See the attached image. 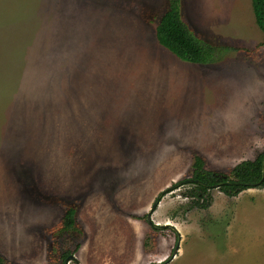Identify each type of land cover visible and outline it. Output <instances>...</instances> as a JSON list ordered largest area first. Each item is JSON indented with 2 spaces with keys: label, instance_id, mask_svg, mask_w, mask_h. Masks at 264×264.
Masks as SVG:
<instances>
[{
  "label": "rangeland",
  "instance_id": "374dc122",
  "mask_svg": "<svg viewBox=\"0 0 264 264\" xmlns=\"http://www.w3.org/2000/svg\"><path fill=\"white\" fill-rule=\"evenodd\" d=\"M167 8L0 0V256L9 264L163 263L178 236L147 215L176 185L151 216L181 236L167 264H264V185L233 197L213 186L207 210L186 197L196 156L229 174L264 152V34L252 0H181L183 21L213 48L205 65L158 43ZM68 206L81 235L59 230Z\"/></svg>",
  "mask_w": 264,
  "mask_h": 264
},
{
  "label": "trees",
  "instance_id": "16d2710c",
  "mask_svg": "<svg viewBox=\"0 0 264 264\" xmlns=\"http://www.w3.org/2000/svg\"><path fill=\"white\" fill-rule=\"evenodd\" d=\"M252 7L255 22L264 34V0H252ZM155 37L162 47L182 61L205 65L213 60V48L208 43H204L203 40L194 36L183 21L181 0H168V8L155 27ZM263 160L264 152L255 160L244 161L233 168L229 174H224L205 169L203 159L196 156L193 164V182L186 190V197L192 199L193 207L207 210L213 202L209 189L227 181L235 182L236 184H224L220 186V189L228 196H237L244 190L251 188L248 184H255L261 180ZM196 181H199L200 184ZM261 185H264V183ZM59 230L69 233L78 230L75 207H67ZM77 233L82 234L80 230ZM0 264L9 263L0 256Z\"/></svg>",
  "mask_w": 264,
  "mask_h": 264
},
{
  "label": "water",
  "instance_id": "95a60500",
  "mask_svg": "<svg viewBox=\"0 0 264 264\" xmlns=\"http://www.w3.org/2000/svg\"><path fill=\"white\" fill-rule=\"evenodd\" d=\"M262 166H263V171H262V178H261V180H260L258 183H255V184H248V185H251V186L255 187V186H258V185H261V184L264 183V160H263V165H262ZM189 181H192V180H187L186 183L189 182ZM224 184H226V185H233V184H236V183H235V182H230V181H228V182H226V183H224ZM220 185H221V184H220ZM220 185H218L217 187H219ZM177 186H178V185L173 186V187L176 188ZM173 187H172V188H173ZM172 188H169V189H167V190H164L163 192L160 193V195L157 197L156 201L154 202V204H153V206H152V208H151L150 213L147 215V221H148L149 224H151V225L153 226V228H155V229H165V228H170V229L174 230V231L176 232L177 236H178V238H177V246H176V248H175V250H174L172 256H171L167 261H165V262H163V263H159V264H167L171 259H173V257L176 255L177 251L179 250V245H180V241H181V236H180L179 232L177 231V229H176L173 225H171V224H166V225H162V226H161V225H156V224H153V223H152V218H151L152 213L154 212V210L157 208V206H158L159 203L161 202L163 196H164L168 191H170ZM70 260L77 261L76 257H75L74 255H71V256H69L68 258H66L64 264H68V262H69Z\"/></svg>",
  "mask_w": 264,
  "mask_h": 264
}]
</instances>
